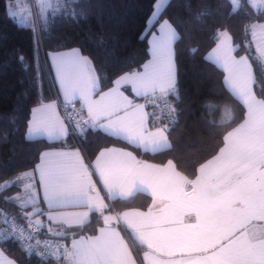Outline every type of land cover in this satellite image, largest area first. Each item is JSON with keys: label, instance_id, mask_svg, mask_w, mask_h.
I'll use <instances>...</instances> for the list:
<instances>
[{"label": "snow or ice", "instance_id": "1", "mask_svg": "<svg viewBox=\"0 0 264 264\" xmlns=\"http://www.w3.org/2000/svg\"><path fill=\"white\" fill-rule=\"evenodd\" d=\"M230 2L234 12L241 7V0ZM78 3L79 0H58L56 7L75 17ZM170 3L171 0H156L153 19ZM248 3L259 14H264V0H248ZM52 7V0H37V14L42 22H47L48 9ZM8 14L19 18L21 24L33 26L31 7L27 3L21 4L18 0L15 5L10 4ZM204 15L208 13L202 12L195 19L198 21ZM250 27L254 36L257 30L264 35V24L253 23ZM159 33V36L154 34L150 42L152 59L143 65V71L126 73L115 81L116 87L99 100L92 98L99 89V81L87 57L80 56L78 50L54 57L65 106L79 99L81 110L86 109L89 117L88 120L83 117L74 120L70 115L68 120L70 123L74 120V130L82 135L86 127L100 128L152 153L172 148L169 126L149 130L145 105H133L119 91L122 83L131 84L136 95L145 97L149 103L159 106L157 101H163L170 123H178L176 109L167 97L172 95L177 101L180 99L172 45L181 37L167 19L160 23ZM218 37L217 49L210 55L228 71L225 83L246 106L247 112L243 122L224 136L223 147L218 153L200 165L195 179L177 171L172 160L158 166L141 162L130 152L102 151L94 169L109 199L125 200L138 192L149 191L153 197V205L146 213L103 215L108 205L92 181V173L80 152H44L35 171L39 172L47 209L38 206L33 172L4 181L0 184V194L13 185L23 188V194L4 197V201L16 204L27 227L17 222L15 213L0 208V244L15 242L27 256L35 252L46 264L49 260L59 264L61 258L67 264H137L129 242L111 226L113 220H123L132 230L133 242L148 249L144 253L146 264H264V226L249 227L254 220L264 221V99H258L253 91L258 80L249 58L237 60L232 56L235 48L226 30L218 31ZM257 52L259 55L254 59L264 64V42ZM19 59L23 61L24 57ZM204 107L209 109L206 115H211L219 106ZM55 108L53 102L32 110L26 139L43 135L60 139L69 135L68 127ZM224 112L229 118L222 124H230L235 118L231 108L225 105ZM209 123L217 126L214 120ZM29 206H32L30 212L26 211ZM69 206L84 207L87 211H58ZM94 211L103 215L105 225L97 236L73 239L70 248L60 242L38 238L37 234L45 227L41 216H46L50 222L47 226L50 235L64 236L65 231L54 230L53 225L83 227L89 213ZM0 264H16L5 256L2 247Z\"/></svg>", "mask_w": 264, "mask_h": 264}, {"label": "trees", "instance_id": "2", "mask_svg": "<svg viewBox=\"0 0 264 264\" xmlns=\"http://www.w3.org/2000/svg\"><path fill=\"white\" fill-rule=\"evenodd\" d=\"M57 2L54 0L48 11L46 23L37 15L36 25L26 26L8 14V0H0V184L35 168L45 149L80 146L72 134L67 140L58 141L26 139L33 108L58 95L48 61L51 51L80 48L95 70L99 94L113 86L122 74L142 70L150 58V36L163 20L173 23L180 34L175 42L180 99L177 101L172 95L167 98L176 109L178 123L172 125L169 115L159 118L170 128L172 148L152 153L102 130L87 129L82 148L90 159L104 147L120 145L154 162L172 160L187 177L195 178L200 165L218 153L224 136L246 114V106L225 83L224 69L208 58V52L219 41L218 31L226 30L236 45V53L250 58L258 80L254 85L256 94L264 98V64L254 59L258 54L250 27L264 22V14L251 7L248 0H242L235 12L230 0H171L151 24L156 0H79L75 17L66 15L63 8L57 9ZM202 12L208 15L197 21L195 18ZM205 105L219 107L206 115L209 109ZM225 105L235 117L230 124H222L229 118ZM212 120L217 126L209 123ZM19 189L13 185L0 194V208L20 217L16 204L4 201V197L13 196ZM149 202L148 195L138 194L132 199H115L112 206L147 207ZM101 223L102 218L94 213L83 227L70 229L69 236L94 233ZM0 245L20 264H46L33 254L27 256L15 242ZM134 246L141 247L138 242Z\"/></svg>", "mask_w": 264, "mask_h": 264}, {"label": "crops", "instance_id": "3", "mask_svg": "<svg viewBox=\"0 0 264 264\" xmlns=\"http://www.w3.org/2000/svg\"><path fill=\"white\" fill-rule=\"evenodd\" d=\"M25 1H30V0H20V3L23 4L25 3ZM18 2V0H8V11H9V5L12 4V5H15L16 3ZM18 22L19 21V18H15ZM163 22V21H162ZM161 22V23H162ZM257 24H264L263 22H258ZM160 25V24H159ZM159 25L157 27V30L154 31L151 36H150V42L152 41L153 39V35L155 34L156 36H159L160 33H159ZM174 26V25H173ZM257 32H259V30H257ZM256 32V33H257ZM229 34V33H228ZM230 36V34H229ZM231 37V36H230ZM254 40V39H253ZM218 43L219 41L217 42V44L208 52V58L210 60H212L213 62H215L216 64H218L220 67H222L225 71V78L228 77L229 73L228 71L225 69L224 66H222L221 64H219L218 62H216V58L214 55H210L213 53V51L215 49H217V46H218ZM231 46L233 48H235V51H233L231 54L233 57H235V59L239 60L241 57H248L246 54H238L236 53V45L235 43L233 42L232 38H231ZM255 43V41H254ZM258 46V44H255V46ZM256 46V47H257ZM152 47V44L150 43V49ZM172 48H173V52H174V63H175V67H176V60H175V43L172 45ZM73 50H78L80 56L82 57H86L84 55V53L82 52V50L78 47H74V48H69V49H64V50H59V51H51L48 53V61H49V65H50V69H51V73H52V77H53V80H54V83H55V86H56V89H57V98L53 99V100H49V101H45L37 106H35L34 108H39L42 104H50V103H53L55 102V105H56V108H55V111L56 113L59 115V117L64 121L65 125L68 127L69 129V135L71 134L70 132V127L62 113V109H61V103H64L65 104V97H64V93L62 92L61 90V84H60V81L59 79L57 78V69L55 67V61H54V57L58 54H63V53H72ZM249 58V57H248ZM152 59V55H151V51H150V58L147 60L146 63H148V61H150ZM89 60V59H88ZM145 63V64H146ZM249 63L252 64L250 58H249ZM252 67H253V64H252ZM140 71H143V68L142 70ZM253 71H254V67H253ZM138 72V71H136ZM127 73H131V72H127ZM126 73L122 74L121 76H119L117 79H119L120 77L124 76ZM255 74V72H254ZM116 79V80H117ZM176 80H177V68H176ZM227 85V84H226ZM116 87V84L114 83L113 86H111L110 88L100 92L99 94H96V92L93 93V96L92 98L95 99V100H99L100 97L105 94V93H109L113 88ZM227 87L229 88V86L227 85ZM230 89V88H229ZM119 91L121 93H123V95L125 97H127L129 100L132 101L133 105H136V104H143L145 105V108H144V111L149 113V116H148V119H147V128L149 130H154L155 128L157 127H163L164 125H166L165 123H163V121H161L159 118L161 117V110H160V107L159 106H156L154 104H151L149 103L145 97L143 96H137L136 93L134 92L133 90V87L131 84H121L120 87H119ZM253 91L255 93V95L257 96L256 94V91H255V86H253ZM258 99H264V98H261L259 96H257ZM71 104L74 105V108L80 112V113H85L86 116H87V120L89 119L88 117V114H87V110L84 109L83 111L81 110L82 106H81V101L79 99H76L74 100ZM33 108V109H34ZM159 111V112H158ZM246 112H247V109H246ZM32 119V115H31V118L30 120ZM243 122V121H242ZM241 122V123H242ZM239 124L236 126L238 127ZM234 127V128H236ZM233 128V129H234ZM87 129H92L90 127H87ZM96 129H99V130H102L100 128H96ZM232 129V130H233ZM230 130V131H232ZM104 131V130H102ZM229 131V132H230ZM28 132V131H27ZM105 132V131H104ZM68 136H65V137H62L60 139H49L47 135H43V136H36V137H33L32 139H37V138H45L49 141H58V140H67L68 139ZM123 139V138H122ZM125 140V139H124ZM127 141V140H126ZM170 141V139H169ZM223 147V146H222ZM108 149H115L117 150L118 152L122 151V152H130L132 153V155L139 161L141 162H147L149 164H153V165H158V166H164L167 164V162L165 163H158V162H154V161H151V160H148V159H145L143 158L142 156H140L134 149L130 148V147H125V146H120V145H111V146H107V147H104L102 148L99 153L93 158V159H90L87 154L85 153L84 149L81 147V146H62V147H52V148H48V149H45L42 153L44 152H60V151H65V152H68V151H79L81 156L83 157V160H84V163L86 165L89 166V171L92 173V181L95 183L96 185V188L99 190L100 192V195L104 198V203L106 205H108V207L104 210L103 212V215H112V216H116L117 214H122L124 212H133V211H139V212H147L149 210L150 207H152L153 205V197L149 192H138L136 195L138 194H146L150 197V202L149 204L147 205V207H140V206H130V207H127V208H121V209H115L112 205V201L111 199L108 198L107 196V192L103 186V183L99 177V174L95 171L94 169V165H95V162H96V159L97 157L100 155V153L102 151H105V150H108ZM142 149V148H141ZM41 157V156H40ZM213 158V157H212ZM212 158H210L209 160H211ZM113 159H119L118 157H113ZM208 161V160H207ZM206 161V162H207ZM40 160L38 162V164H40ZM204 162V163H206ZM174 163V162H173ZM203 163V164H204ZM37 164V165H38ZM175 164V163H174ZM36 165V166H37ZM177 168V166H176ZM36 170V167L33 168L31 171L29 172H33L34 173V176H35V188H36V192H37V195L39 197V207L41 208H44V209H47V204L44 202L43 200V188L41 187L40 185V182H39V172L35 171ZM177 171H180L178 168H177ZM28 172V171H26ZM181 172V171H180ZM24 173V172H23ZM182 173V172H181ZM183 175H185L184 173H182ZM186 176V175H185ZM189 178V177H188ZM189 179H195V178H189ZM135 195V196H136ZM134 196V197H135ZM133 197L129 198V199H132ZM126 200V199H125ZM58 211L60 212H68V213H73V212H84V211H87V208H84V207H75V206H69V207H65V208H61V209H58ZM94 213H97L101 218H102V223L99 225L98 229L96 232L94 233H87V234H81V235H72V236H69L70 234V229L72 228H75V227H79L77 225H72V226H69V225H60V224H56V225H53V228L54 230L56 229H63L65 231V235L64 236H61L63 238L66 239L67 241V247H71V243H72V240L73 239H77L79 240L81 237H84L85 239L88 238V237H93V236H97L99 235V229L105 227L104 225V221H103V215L99 212V211H94V212H90L89 213V217H88V222L92 219L93 217V214ZM44 218V224L46 226V230H47V226L49 225L50 222H48L47 220V217L46 216H43ZM87 222V223H88ZM113 228H115L117 231L120 232L121 236H123L125 238V240L127 242H129V247L132 249L133 251V255L134 257L136 258L137 260V264H146V262L144 261V253L145 251H148V249L144 246H141L140 249H137L135 246H134V242H133V239H132V236H131V229L125 224V222L123 220H120L119 222L113 220L112 221V225H111ZM260 226H264V221H259V220H254L251 222V224L249 225V227H257L259 228ZM1 246V245H0ZM7 254V253H6ZM7 256H9L7 254ZM11 257V256H9ZM13 258V257H11ZM163 259H170V257H162ZM14 259V258H13ZM16 260V259H15ZM16 264H20L17 260H16ZM65 264H67V262L65 261Z\"/></svg>", "mask_w": 264, "mask_h": 264}, {"label": "built area", "instance_id": "4", "mask_svg": "<svg viewBox=\"0 0 264 264\" xmlns=\"http://www.w3.org/2000/svg\"><path fill=\"white\" fill-rule=\"evenodd\" d=\"M32 1H35V0H32ZM157 103L159 104V107H160V110H161V116L169 115L168 112H167V109L164 108L163 101H157ZM61 109H62V113H63V115H64V117H65V119H66V121H67V123H68V125L70 127L71 134L77 139V141L80 143V146L83 147L82 138H83V136H84V134H85V132L87 130V127H86L85 132L81 135L79 133V130H74L75 129L74 120L75 119H79L80 117H83L84 120H87L86 114L85 113L78 112L74 108V105L73 104H68L67 107H66L64 103H61ZM70 115L74 118L73 122H71V123L68 120V117ZM16 218H17V222L18 223L24 224L25 227H27L26 222L23 219H21L19 216H16ZM0 227H2V225ZM37 235H38V238L41 241H44V240H52V241H56V242L63 243L64 245L67 246V241H66L65 238H63L61 236L50 235L47 232V230H46V226L43 229H41V231ZM34 242L35 241H33V243ZM40 250L43 251L42 248ZM33 255H35L36 257H38L39 259H41V257L37 256L35 254V252H33ZM47 262L52 263V264H57V261H55V260H49ZM59 264H65V260L63 258H61L60 261H59Z\"/></svg>", "mask_w": 264, "mask_h": 264}, {"label": "rangeland", "instance_id": "5", "mask_svg": "<svg viewBox=\"0 0 264 264\" xmlns=\"http://www.w3.org/2000/svg\"><path fill=\"white\" fill-rule=\"evenodd\" d=\"M241 2H242V0H241ZM25 3H27L28 5H30V7H31V12H32V20H33V25L35 26L36 25V19H37V13H38V8H37V0H35V1H32V0H30V1H25ZM52 5L54 6V0H52ZM51 9V8H50ZM50 9H48V11L50 10ZM157 18H155V19H153V17L151 16V18H150V20H153V22L156 20ZM258 23V22H257ZM264 23V22H263ZM252 34H253V32H252ZM253 39H254V41H255V44H258V46H260L261 44H262V42H264V35H262L261 34V32L259 31V32H257L256 34H255V36L253 35ZM257 46V45H256ZM258 46L256 47V48H258ZM257 54H258V52H257ZM259 55V54H258ZM32 169H30V170H27L28 172L29 171H31ZM24 172H26V171H24ZM15 179V177L13 178V179H11V180H14ZM7 181H10V180H7ZM22 183V182H21ZM3 184V183H2ZM37 191V190H36ZM23 194V188L22 187H20V189L13 195V196H15V195H17V194ZM29 212L30 211H32V207L28 210ZM40 219L43 221V223H45L44 222V218H43V216H41L40 217ZM49 222V221H48ZM1 247V246H0ZM4 253H5V256L7 257V258H9V259H13V258H11V257H9V256H7V254H6V252L4 251ZM13 260H15V259H13ZM16 261V260H15Z\"/></svg>", "mask_w": 264, "mask_h": 264}]
</instances>
